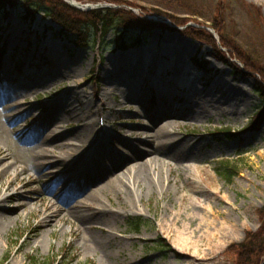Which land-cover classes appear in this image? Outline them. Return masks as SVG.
I'll return each mask as SVG.
<instances>
[{
	"label": "rangeland",
	"instance_id": "obj_1",
	"mask_svg": "<svg viewBox=\"0 0 264 264\" xmlns=\"http://www.w3.org/2000/svg\"><path fill=\"white\" fill-rule=\"evenodd\" d=\"M51 1L69 17L65 7L79 10L71 2L89 5L83 13L129 12L148 21L152 32L140 47L121 50L113 31L104 43L94 35L80 45L44 13L25 18L24 4L11 6L0 20V48L6 49L0 109L18 117L13 123L0 116V145L41 176L25 193L43 194L38 205L67 220L47 243L21 251L36 225L34 214L22 212L0 238V264H264V104L254 90L264 86V0ZM176 52L192 66L194 83L181 68L169 67ZM215 80L226 83L228 95L213 90ZM183 81L193 89H182ZM103 102L109 108L102 112ZM253 120L257 128L247 130ZM221 129L242 131L231 141L217 133ZM161 143L168 145L145 153ZM24 145L45 148L51 163L37 170ZM155 154L167 165L151 168L148 179L136 176L135 168ZM225 161L239 169L230 181L221 174ZM59 168L69 177L56 184L61 192L70 194L74 182L84 181L76 197L98 186L106 208L93 206L80 221L46 187L57 181ZM131 171L126 189L118 178ZM90 177L98 179L91 183ZM130 190L135 200H127ZM134 217L146 221L139 232L129 228ZM73 223L86 243L62 236L60 229L71 231Z\"/></svg>",
	"mask_w": 264,
	"mask_h": 264
},
{
	"label": "bare ground",
	"instance_id": "obj_2",
	"mask_svg": "<svg viewBox=\"0 0 264 264\" xmlns=\"http://www.w3.org/2000/svg\"><path fill=\"white\" fill-rule=\"evenodd\" d=\"M5 50L6 49L3 48V51ZM175 57L176 60H172L169 67L172 68V71H179V69L181 68L183 74L190 80V82L194 83L195 80L190 78V76L196 77L197 75L193 71L189 70L192 68V66H188L183 62L180 53L176 52ZM57 72L59 71H56V73ZM219 82H220L219 80H215L212 83L211 87L213 88V90L219 93L220 95H223L224 93L228 95L227 93L229 89H227L226 83L221 84ZM180 86L182 87V89H185L186 87H188L189 89H193V86L187 85L185 81H183V83H180ZM7 88H10L8 83H7ZM2 99H4V95H0V101H2ZM107 107L109 108V104L103 102V107L101 111L102 112L105 111ZM8 111L0 109V116L3 117L4 119L9 117V119H11L12 122L14 123V121H16L18 117L14 118V116L10 114V111L9 112ZM10 124L12 123L10 122ZM58 127L59 124H56V127L53 131H50L49 133H45L46 134L45 138L47 137L48 140L52 136L53 132H55V130L58 129ZM19 131H20L19 128L15 130V132H19ZM33 141H36V139H34ZM167 145L168 143H161L158 146L155 145L152 147L151 150L145 151V153L148 154V153L157 152L162 148L167 147ZM65 147L68 148V145H66ZM21 150H23L24 152H29L34 156V158L36 159L35 168L39 171H42L46 167V165L50 164L52 161L49 159L50 157L47 156L48 152L45 150V148H42L41 146L37 148L36 146L30 147L24 145V147ZM68 150L70 151L72 149L70 148ZM106 153L107 155L105 157L109 161V157L112 156V153L108 151H106ZM141 156L142 154L139 156V158ZM133 162L137 163V159L133 160ZM110 163H113L112 160H110ZM167 163H168L167 159H162L160 156L155 154L154 159L152 161L148 163H142L135 168L136 176L140 175L141 177L144 176L145 179H148L151 168H157L163 165L165 166V164L167 165ZM105 164L106 163L103 164V167L104 169H107L108 167ZM99 168L100 167L97 168V171L100 170ZM30 171H31L30 168H28L26 165H22L16 159L15 155L9 153L3 146L0 145V238L4 237V235L7 236L10 230L16 224H18V222L20 221L23 215L22 212H26V218L29 217L31 214H34L36 219V225L32 228V232L28 237L26 243L22 245L21 251H23L27 247H32V246L40 247L41 245L47 243L46 240L47 235L48 236H51L53 234L55 235L57 233L59 225L64 222L67 223V220L62 218L60 213L51 214L47 206L38 205L36 201L37 199L43 198V194L29 196L25 193L26 187H28L30 184L38 183L41 180V176L39 174H31ZM64 175H65V171H62L59 168L57 171V181L51 183L50 185H47L46 187L48 189V192L53 197L62 200L67 206V208L70 210V212H72L76 217H78L80 221L86 219V213L90 211L93 208V206L96 207V205H98L100 209L106 208V206L102 202V197H101L102 194L104 193V190H101L98 186H96V188L90 189L88 195H85L79 199L76 197L77 194H79L80 192V191L77 192V190L84 183V181L74 182V184L69 187L71 188L69 190L70 194L61 192L62 188L58 189L57 183L59 182L60 179L62 183L64 182L65 184L69 180V177L64 179ZM131 175H132V171L127 173L125 177H119L118 178L119 185L124 186L126 189L132 188V186H129L128 183L125 181V179L129 180L131 178ZM159 175L164 176L161 170L159 171ZM90 178H91L90 179L91 183L95 182L94 178L98 179L97 177H90ZM7 179L10 180L8 184L5 183ZM20 184L22 185L21 187H19ZM106 191L107 189L105 190V192ZM75 192H77L76 195L70 198L68 197L74 194ZM38 196L39 198H37ZM133 197L134 195L132 193V190H130V193H127V198H128L127 200H135V198ZM14 202H16V204L14 205V207H11L10 206L11 203ZM15 213H17V215H14ZM81 229L82 228L80 225L73 223L71 227V231H67L65 230V228H63L60 229V232L62 236L71 235L74 238H77L80 242L86 243L87 241L86 238H83L80 235ZM95 244L97 245L98 242H95ZM10 264H21V262L17 261L16 263L13 262Z\"/></svg>",
	"mask_w": 264,
	"mask_h": 264
},
{
	"label": "trees",
	"instance_id": "obj_3",
	"mask_svg": "<svg viewBox=\"0 0 264 264\" xmlns=\"http://www.w3.org/2000/svg\"><path fill=\"white\" fill-rule=\"evenodd\" d=\"M18 4H24V10L27 11L29 16H34L35 12H44L47 16H50L59 24L61 32L64 36H74L75 41L78 40L80 45H86L88 43V32L90 30L95 32V34L100 33L103 39L110 30H114L116 32L114 42L115 46H118L119 48L138 46L141 44V40L135 31V25H138L143 29L150 27L147 22L140 25L136 24L137 19L134 18L131 13L115 9H97L83 13L79 10L65 7L66 13L71 14L69 17L57 11L56 3L51 0H0V17L6 16L8 6H15ZM193 37L200 36L194 35ZM220 55L222 56V54ZM220 59L225 62L227 61L224 57ZM201 67L204 68V66ZM234 71L243 74V71H239L238 68L234 69ZM254 90L263 100L264 104V86L261 83H258L255 85ZM256 119H259V117ZM257 126L258 122L253 120L248 129H256ZM225 134L226 137L230 139L235 137V134H232L229 130L226 131ZM238 173L239 169L237 167L229 165L227 170L221 174L225 177V179L230 181ZM259 214L262 225H264V207L259 209ZM143 225H145V220L141 217H135L129 220V226L134 232H138ZM252 238L255 239L254 237ZM166 247L167 244L165 242H161L160 249H165Z\"/></svg>",
	"mask_w": 264,
	"mask_h": 264
}]
</instances>
